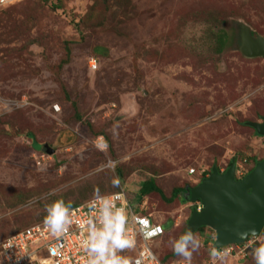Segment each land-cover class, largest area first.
Returning <instances> with one entry per match:
<instances>
[{"label": "rangeland", "instance_id": "rangeland-1", "mask_svg": "<svg viewBox=\"0 0 264 264\" xmlns=\"http://www.w3.org/2000/svg\"><path fill=\"white\" fill-rule=\"evenodd\" d=\"M241 25L264 38V0L1 2L0 241L43 221L51 199L124 187L169 224L160 258H183L171 243L192 210L188 169L236 158L248 171L264 158V136L244 123L264 116V56L242 54ZM217 27L229 38L221 52ZM150 178L163 196L142 194ZM208 228L193 234V264L210 257Z\"/></svg>", "mask_w": 264, "mask_h": 264}, {"label": "built area", "instance_id": "built-area-1", "mask_svg": "<svg viewBox=\"0 0 264 264\" xmlns=\"http://www.w3.org/2000/svg\"><path fill=\"white\" fill-rule=\"evenodd\" d=\"M6 0H0L4 2ZM95 67V65H92ZM52 109L55 113L61 111L59 104H53ZM98 147H104L103 141L98 138L95 141ZM43 162H36L40 165ZM206 168L191 167L188 169L189 176H196L194 182L205 174ZM223 170V168L221 169ZM244 173L241 165H238L237 174ZM96 196H106L117 206H124L130 212V223L128 232L133 240V247L124 249L122 253L130 255V264H189L185 259H180L171 263H164L159 254L155 251L161 244L165 228L162 218L154 214L143 197H132L128 189L122 187L119 190L95 195L85 202L70 207L72 223L68 226L67 232L59 237L50 234L43 222H37L25 228L17 230L4 237L0 241V264H86L87 256L81 247V241L85 238L86 228L80 225L85 224L86 220L95 213L90 210L89 204ZM191 206L197 211L201 210V203L190 202ZM134 217V219H132ZM249 237L243 243H233L220 249L218 258L207 257L201 264H218L226 256H236L243 259L248 251L255 246V238ZM213 248V247H212ZM50 249L55 252L50 254ZM190 264L191 261H190Z\"/></svg>", "mask_w": 264, "mask_h": 264}, {"label": "water", "instance_id": "water-1", "mask_svg": "<svg viewBox=\"0 0 264 264\" xmlns=\"http://www.w3.org/2000/svg\"><path fill=\"white\" fill-rule=\"evenodd\" d=\"M240 37L243 55L264 56L263 37H254L245 25H241ZM247 124L264 136V117L263 122ZM44 148L48 153L53 151L47 145ZM189 199L200 200L202 207L192 210L185 231L194 234L200 227L211 228L215 233L213 248L245 242L243 233L255 231L259 235L264 227V159L242 178L235 177L234 161L224 172L213 165L209 176L189 189Z\"/></svg>", "mask_w": 264, "mask_h": 264}, {"label": "clouds", "instance_id": "clouds-1", "mask_svg": "<svg viewBox=\"0 0 264 264\" xmlns=\"http://www.w3.org/2000/svg\"><path fill=\"white\" fill-rule=\"evenodd\" d=\"M46 152L44 151L45 154ZM232 161L235 163L236 178H242L248 173L245 171L241 176H238L237 168L239 163L236 162L235 158L231 160V163ZM217 168L219 172H224L228 167L225 166L220 168L217 166ZM222 168L223 170H221ZM205 171V174L198 178L199 181L197 182L192 181L197 179V175H194V179H192L194 176H190L187 181L188 185L186 184L188 186V192L190 188L199 184L203 178H206L211 173V170L209 171V169H206ZM113 183L115 184L116 181H113ZM130 194L135 198H146V196L139 195L136 197L134 196V193ZM187 197L189 196L187 195ZM198 201L200 202V200L191 201L188 199L186 201L187 207L192 210L195 209L191 206L190 202ZM89 208L95 214L90 216L85 224L80 225L82 229L86 228L85 238L81 241V247L87 256L86 264H130L129 259L126 256L119 254L124 249L132 248L134 243L127 228L128 224L131 222L129 210L124 206H117L106 196H96L89 204ZM44 213L45 215L42 222L52 236L59 237L67 232L68 226L72 223L70 205L62 198H54L46 203L44 205ZM157 216L162 218L161 215ZM132 219H134V217H132ZM162 224L165 228V222L163 219ZM250 236L257 237V233L255 231L243 233L241 234V239L247 240ZM254 243L255 246L251 249L254 264H264V239L257 238ZM194 244L195 237L193 236L192 231L188 230L172 241L171 248L175 254L183 257L181 259H185L190 264L192 251L195 250ZM54 252L55 249H50V254ZM219 255V252L215 248L209 249L210 257L218 258ZM136 264H140V261L137 260Z\"/></svg>", "mask_w": 264, "mask_h": 264}, {"label": "trees", "instance_id": "trees-1", "mask_svg": "<svg viewBox=\"0 0 264 264\" xmlns=\"http://www.w3.org/2000/svg\"><path fill=\"white\" fill-rule=\"evenodd\" d=\"M218 29V30H217ZM216 30L217 31H213L212 33H213V37L215 38V48H216V50L217 51H219V52H221V51H223L225 48H226V44H227V42H228V37H227V34L225 33V31L223 30V28H221V27H217L216 28ZM247 122H253V121H249V120H247L246 122H244L245 124H247ZM251 127V126H250ZM252 128V127H251ZM253 129V128H252ZM254 130V129H253ZM254 134L255 135H258L257 133H256V131L254 130ZM264 159V158H263ZM235 160H236V158H235ZM262 160V159H261ZM258 160H254L253 161V167L255 166V163L257 162ZM230 164H231V160H230V162H228V165H227V167H229L230 166ZM217 166V165H216ZM253 167H249V169H248V171L247 172H250L252 169H253ZM209 169V171L211 170V168H208ZM188 185V184H187ZM187 185H185V186H187ZM179 188V187H178ZM176 190H177V188H175V189H173V192H172V194L171 195H174V193L176 192ZM141 191H142V194H149L150 192H153V191H156V192H159L160 194H161V196H163L162 195V191L160 190V189H158V187L155 185V181L152 179V178H150V179H148L147 181H145V183L142 185V187H141ZM144 196V195H143ZM171 197V196H170ZM172 198V197H171ZM147 202H148V200H147ZM66 203H68L69 205H70V207H72V206H74V205H76V204H78V203H80V201H70V202H66ZM37 223V222H36ZM34 224V223H33ZM186 226H187V221H186ZM27 227V226H26ZM25 228V227H24ZM169 228V224L168 223H165V229L167 230ZM203 228H208V227H205V226H203V227H200L198 230H202ZM185 229L186 228H184L182 231L184 232L185 231ZM208 229H210V228H208ZM264 231V229L262 230V232ZM15 232V231H14ZM13 233V232H12ZM212 248V245H211V247H210V249ZM252 255H251V251H248V253H247V255L245 256V258H243V260L244 259H248V258H250ZM206 258V257H205ZM205 258H203L202 260L200 259V262L199 263H196V264H201L202 263V261L205 259ZM161 259H162V261L164 262V263H166V260L168 259V254H165V255H163L162 257H161ZM190 261H192V260H190ZM192 263V262H191ZM193 264V263H192Z\"/></svg>", "mask_w": 264, "mask_h": 264}, {"label": "flooded vegetation", "instance_id": "flooded-vegetation-1", "mask_svg": "<svg viewBox=\"0 0 264 264\" xmlns=\"http://www.w3.org/2000/svg\"><path fill=\"white\" fill-rule=\"evenodd\" d=\"M263 117H264V116L261 117V120H260V121H255V122H263ZM42 150L45 151L44 146H43V149H42Z\"/></svg>", "mask_w": 264, "mask_h": 264}, {"label": "crops", "instance_id": "crops-1", "mask_svg": "<svg viewBox=\"0 0 264 264\" xmlns=\"http://www.w3.org/2000/svg\"><path fill=\"white\" fill-rule=\"evenodd\" d=\"M131 193V192H130ZM136 193V192H135ZM136 197H138V195L136 196Z\"/></svg>", "mask_w": 264, "mask_h": 264}]
</instances>
